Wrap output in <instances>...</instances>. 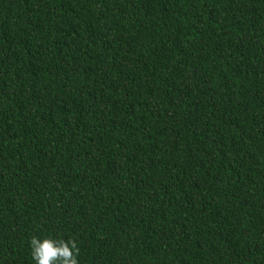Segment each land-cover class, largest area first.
<instances>
[{
	"label": "trees",
	"instance_id": "trees-1",
	"mask_svg": "<svg viewBox=\"0 0 264 264\" xmlns=\"http://www.w3.org/2000/svg\"><path fill=\"white\" fill-rule=\"evenodd\" d=\"M264 264V0H0V264Z\"/></svg>",
	"mask_w": 264,
	"mask_h": 264
},
{
	"label": "clouds",
	"instance_id": "clouds-1",
	"mask_svg": "<svg viewBox=\"0 0 264 264\" xmlns=\"http://www.w3.org/2000/svg\"><path fill=\"white\" fill-rule=\"evenodd\" d=\"M32 258L36 264H78V247L73 240H30Z\"/></svg>",
	"mask_w": 264,
	"mask_h": 264
}]
</instances>
